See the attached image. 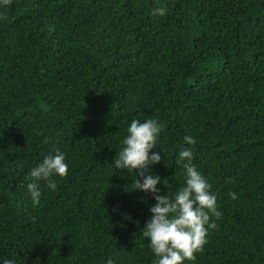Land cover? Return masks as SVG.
Masks as SVG:
<instances>
[{"label":"trees","instance_id":"trees-1","mask_svg":"<svg viewBox=\"0 0 264 264\" xmlns=\"http://www.w3.org/2000/svg\"><path fill=\"white\" fill-rule=\"evenodd\" d=\"M150 118L161 194L191 147L222 213L184 264H264V0H0V264H155L156 200L114 165ZM57 148L68 175L33 206L30 171Z\"/></svg>","mask_w":264,"mask_h":264},{"label":"clouds","instance_id":"clouds-1","mask_svg":"<svg viewBox=\"0 0 264 264\" xmlns=\"http://www.w3.org/2000/svg\"><path fill=\"white\" fill-rule=\"evenodd\" d=\"M5 5L11 0H3ZM166 8L156 7L153 16H164ZM162 131V125L156 119L143 122L133 119L127 129L128 135L123 143L125 147L114 160L116 169L135 173L131 190H141L151 193L156 203L150 208L151 217L143 227V236L150 241V247L157 257L155 264H184L185 260L195 261L196 254L204 251L210 229L217 224L212 217L219 219L222 215L217 208V197L211 192L212 185L192 163L194 153L191 147L181 148L177 163L185 170L186 182L174 195L169 197L161 194L158 185L161 177L149 174L152 166L162 160L159 152H152L157 146V138ZM189 145H195L192 136H185ZM65 155L59 148L55 154L47 155L42 162L31 169L27 184L33 206L40 204L42 195L39 182L46 181L47 187L55 190L57 185L51 177L68 175V165ZM142 178V179H141ZM231 199H237L236 192H230ZM3 264H15L14 260L6 259ZM107 264H113L111 259Z\"/></svg>","mask_w":264,"mask_h":264}]
</instances>
